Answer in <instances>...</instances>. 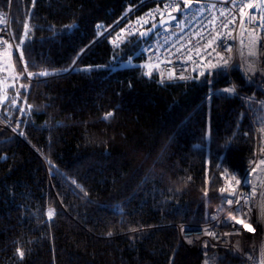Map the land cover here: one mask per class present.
<instances>
[{"label": "trees", "instance_id": "trees-1", "mask_svg": "<svg viewBox=\"0 0 264 264\" xmlns=\"http://www.w3.org/2000/svg\"><path fill=\"white\" fill-rule=\"evenodd\" d=\"M152 3L0 0L22 85L0 107V264H246L179 227L264 156V91L236 69L161 82L111 30Z\"/></svg>", "mask_w": 264, "mask_h": 264}, {"label": "built area", "instance_id": "built-area-1", "mask_svg": "<svg viewBox=\"0 0 264 264\" xmlns=\"http://www.w3.org/2000/svg\"><path fill=\"white\" fill-rule=\"evenodd\" d=\"M147 1L154 3L138 15L135 11L141 4L130 9L111 30H116L121 41L127 35L145 40L147 69L158 71L161 82L190 79L203 69H223L228 74L236 69L249 82L264 87V0ZM6 28L0 24V46L8 42ZM223 179L226 192L211 219L180 225L181 238L192 251L201 249L205 239L232 247L246 264L264 262V217L261 226L258 190L248 189L243 180Z\"/></svg>", "mask_w": 264, "mask_h": 264}, {"label": "rangeland", "instance_id": "rangeland-1", "mask_svg": "<svg viewBox=\"0 0 264 264\" xmlns=\"http://www.w3.org/2000/svg\"><path fill=\"white\" fill-rule=\"evenodd\" d=\"M3 15V16H1ZM4 18V19H3ZM10 12L0 11V24H6V31L9 33L8 42L4 46H0V107L6 103L9 99V88L14 87L15 90H19L22 85L20 82L21 76H19L15 69L14 56H20L18 45L13 40L10 29ZM9 25V27H8ZM257 86V85H256ZM259 87V86H258ZM264 91V87H259ZM0 126L4 127V123L0 119ZM19 136H21L18 133ZM243 180V183L248 189L253 187L258 190L257 202L258 219L261 226H263L264 217V156L258 155L253 165L247 171L243 178H236ZM206 240L202 241L204 244ZM185 243V242H184ZM210 243V242H209ZM234 247V246H233ZM257 264V263H256ZM259 264H264L261 262Z\"/></svg>", "mask_w": 264, "mask_h": 264}, {"label": "snow or ice", "instance_id": "snow-or-ice-1", "mask_svg": "<svg viewBox=\"0 0 264 264\" xmlns=\"http://www.w3.org/2000/svg\"><path fill=\"white\" fill-rule=\"evenodd\" d=\"M249 7H251V5H249ZM98 27H100L99 25H98ZM42 74H44V75H46L47 73H42ZM112 115V113H108V114H106L105 115V119H108V117H110ZM237 183H239V181H237ZM221 191H224V189H222ZM228 203L230 204L231 203V201H228ZM52 215V213L50 212L49 213V216H51ZM20 255L22 256L23 255V253H20Z\"/></svg>", "mask_w": 264, "mask_h": 264}, {"label": "water", "instance_id": "water-1", "mask_svg": "<svg viewBox=\"0 0 264 264\" xmlns=\"http://www.w3.org/2000/svg\"><path fill=\"white\" fill-rule=\"evenodd\" d=\"M227 194H228V195H233V192H228Z\"/></svg>", "mask_w": 264, "mask_h": 264}]
</instances>
